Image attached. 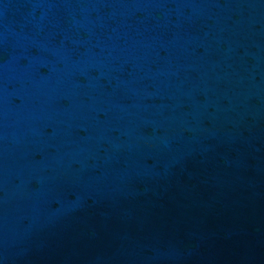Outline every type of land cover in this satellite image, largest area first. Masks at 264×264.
Segmentation results:
<instances>
[{"label":"water","instance_id":"1","mask_svg":"<svg viewBox=\"0 0 264 264\" xmlns=\"http://www.w3.org/2000/svg\"><path fill=\"white\" fill-rule=\"evenodd\" d=\"M0 264H264V0H0Z\"/></svg>","mask_w":264,"mask_h":264}]
</instances>
